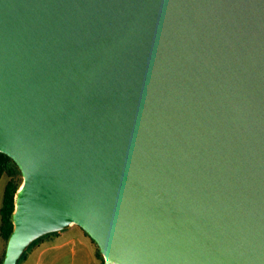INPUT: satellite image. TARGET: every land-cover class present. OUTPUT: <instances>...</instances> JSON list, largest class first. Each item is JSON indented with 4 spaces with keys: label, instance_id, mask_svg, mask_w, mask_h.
Listing matches in <instances>:
<instances>
[{
    "label": "water",
    "instance_id": "95a60500",
    "mask_svg": "<svg viewBox=\"0 0 264 264\" xmlns=\"http://www.w3.org/2000/svg\"><path fill=\"white\" fill-rule=\"evenodd\" d=\"M0 264L81 227L105 264H264V0H0Z\"/></svg>",
    "mask_w": 264,
    "mask_h": 264
},
{
    "label": "crops",
    "instance_id": "0c3cea01",
    "mask_svg": "<svg viewBox=\"0 0 264 264\" xmlns=\"http://www.w3.org/2000/svg\"><path fill=\"white\" fill-rule=\"evenodd\" d=\"M75 227L44 237L28 249L18 264H95L88 237ZM3 252L4 249L0 261Z\"/></svg>",
    "mask_w": 264,
    "mask_h": 264
},
{
    "label": "trees",
    "instance_id": "16d2710c",
    "mask_svg": "<svg viewBox=\"0 0 264 264\" xmlns=\"http://www.w3.org/2000/svg\"><path fill=\"white\" fill-rule=\"evenodd\" d=\"M6 174L8 179L4 187L3 191V198H2V204L0 207V237L4 241V243L7 240L8 235L11 232L12 229V221H11V213L14 207L13 199H14V193L17 187L19 186L22 177L21 172L16 165V163L6 154L0 152V178L2 175ZM77 226V225H73ZM79 229L82 230V232L88 237L89 242L93 248L94 258H95V264H105L104 258L100 252V249L96 242L79 226H77ZM52 233V234H57ZM50 235V234H48ZM46 235V236H48ZM44 236V237H46ZM44 237H41L34 241L31 246L37 244L39 241H41ZM30 246V247H31ZM29 247V248H30ZM28 251V250H27ZM26 251V252H27ZM26 252L22 255L20 259H22ZM20 261V260H19ZM19 263V262H18Z\"/></svg>",
    "mask_w": 264,
    "mask_h": 264
},
{
    "label": "rangeland",
    "instance_id": "374dc122",
    "mask_svg": "<svg viewBox=\"0 0 264 264\" xmlns=\"http://www.w3.org/2000/svg\"><path fill=\"white\" fill-rule=\"evenodd\" d=\"M7 179H8V177L6 174L2 175L0 178V206L2 204L1 202H2V198H3V191H4L5 184L7 182ZM75 228H77V227H75ZM4 244H5L4 241L0 238V255L3 251V249H5Z\"/></svg>",
    "mask_w": 264,
    "mask_h": 264
}]
</instances>
